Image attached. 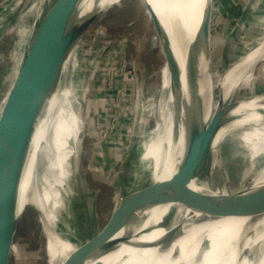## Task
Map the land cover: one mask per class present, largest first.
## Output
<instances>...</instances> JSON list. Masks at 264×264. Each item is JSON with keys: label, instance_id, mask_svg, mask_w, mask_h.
I'll return each mask as SVG.
<instances>
[{"label": "bare ground", "instance_id": "obj_1", "mask_svg": "<svg viewBox=\"0 0 264 264\" xmlns=\"http://www.w3.org/2000/svg\"><path fill=\"white\" fill-rule=\"evenodd\" d=\"M53 2L54 0H39L33 7L36 13L33 30L21 29L20 38L15 42L17 44L3 52V60L13 61L15 70L10 86L3 96L0 112L21 66L25 63L36 28ZM121 2L122 0H80L76 21L88 17L94 21ZM142 2L149 17L152 19L150 12L153 11L160 21L171 42L180 72V84L176 87L179 96L176 97L171 90L169 70L165 64L162 68L160 73L162 95L157 98L159 100L157 117L160 120L151 131V136L143 142V154L140 157V162L148 164L151 181L159 182L174 175L180 165L186 144L185 129L190 126L195 129L196 144L200 143L199 136L206 135L202 130L208 126L206 111L211 82L205 75L206 50L199 30L208 18L210 0H142ZM210 11L211 6L209 13ZM186 28L188 37L182 33ZM190 43L193 44L192 53L197 57L196 100L201 112L198 119H188L186 114L191 107L190 88L187 86L188 50L182 47L183 44ZM251 47L247 53L238 56L232 65L229 67L226 65L220 78L218 105L226 107L230 104L231 108L226 111L209 149L220 151L223 155L221 159L218 157L217 162L213 160L211 163L212 166L221 165L223 172L227 174L222 179L223 187L216 190L212 188L209 180L196 177L192 180L191 189L213 198L244 192H256L255 195L246 205L238 200L233 209L224 216L215 214L211 216L188 206L186 210L180 203L162 204L138 211L136 220L125 225L114 237L118 239V243L103 254L90 256L84 264H211L215 243L217 240L219 242L225 239L226 228L238 238L248 264H264V95L233 101L238 87L247 78L253 77L255 64L264 60V36ZM75 54L76 47H73L71 57L68 56L64 64L65 69L71 67L73 70V66H76ZM78 88L77 82H74L71 88L62 87L60 84L50 96L32 139L19 191L17 216L20 218L28 203L33 204L31 206L37 210L43 224L45 245L49 249V264H63L81 242L83 243L68 226L70 218L67 200L71 193L68 186L66 187L68 184L66 178L72 176L68 169V155L81 144L78 131L73 126L75 116L72 110L75 109L73 98L78 94ZM70 104L73 108H70ZM228 118L234 120L223 125ZM172 127L177 128L173 143ZM50 131L54 136L51 137L52 140L48 137ZM161 138L163 148L160 145ZM45 148L50 150L51 157L46 159L47 167L39 175L35 173V168L39 153L41 155L42 149ZM231 161L244 163L241 167L236 166V169L231 168V173L228 174ZM242 167L244 169L240 170ZM252 173L253 178L248 187L234 192L230 190L228 175L235 180L240 178L237 182L238 188L247 175ZM32 184L33 187L35 185L34 199L32 196L30 199ZM45 253L47 257L46 250Z\"/></svg>", "mask_w": 264, "mask_h": 264}, {"label": "rangeland", "instance_id": "obj_2", "mask_svg": "<svg viewBox=\"0 0 264 264\" xmlns=\"http://www.w3.org/2000/svg\"><path fill=\"white\" fill-rule=\"evenodd\" d=\"M3 1L0 10V106L15 70L13 61L3 60V52L17 44L21 29L33 30L36 21L33 7L39 0ZM208 20L209 36L206 43H202L207 58L205 75L211 82L206 124L210 123L217 108L220 78L226 65H232L238 56L247 53L264 36V0H210ZM75 47L76 66L73 70L71 67L67 69L61 85L66 88H71L74 82L79 85L78 94L73 98L75 109L72 110L75 116L73 126L81 144L68 155V169L72 176L66 178V187L71 193L67 200L68 226L81 242L100 229L129 187L136 190L151 181L148 173L138 175L135 164L140 163L143 142L151 136L160 120L157 98L162 95L160 73L165 60L159 37L142 0H122L98 16ZM255 67L253 77L238 87L233 101L264 94V60ZM233 120L228 118L223 125ZM176 131L177 128L172 127V143ZM48 134L49 138H54L51 131ZM221 156L220 151L210 152L202 172L216 190L223 187L222 179L226 176L221 165L212 166L211 163L213 160L217 162ZM50 157V150L42 149L36 174L43 173ZM242 163L231 161L228 174L231 168L241 167ZM230 177L228 175V186L234 192L248 187L253 173L247 175L238 188L240 178ZM191 185L192 181L190 188ZM31 196L32 199L36 197L33 184L30 199ZM31 205H26L18 220L9 264L50 263L43 224ZM180 205L187 210L186 205ZM215 244L211 264H248L243 247L229 228L225 230V239L217 240Z\"/></svg>", "mask_w": 264, "mask_h": 264}, {"label": "water", "instance_id": "obj_3", "mask_svg": "<svg viewBox=\"0 0 264 264\" xmlns=\"http://www.w3.org/2000/svg\"><path fill=\"white\" fill-rule=\"evenodd\" d=\"M79 1L54 0L45 12L36 28L25 63L21 66L0 112V264H9L10 261L11 248L19 220L17 207L21 179L37 124L50 96L54 94L57 86L62 84V79L68 69L64 68V64L68 56L71 57V50L93 21L90 17L76 21ZM3 4L4 1L0 0V10ZM153 13L151 11L150 16L159 37L164 64L169 70L171 90L177 97L176 87L180 84L179 68L171 42ZM208 22L207 18L199 30L202 43H206L209 36ZM187 30L186 28L182 32L186 37H188ZM192 46L193 44L190 43L189 45L183 44L182 47L188 50L187 86L190 88L191 107L186 114L188 119H198L201 112L196 100L198 92L197 57L192 53ZM229 108L231 107L217 105L210 124L202 130V133L206 135L198 137L199 144L195 141V129L191 126L187 127L184 153L175 174L167 180L150 181L136 190L128 188L127 194L123 195L113 206L100 229L83 240V243L81 242V245L67 257L63 264H84L90 256H97L111 249L119 242L118 239H114L116 234L125 225L136 220V212L144 209L168 203H182L211 216L213 214L224 216L233 209L238 200L246 205L256 192L233 193L213 198L189 187L190 182L196 177L209 180L202 176L209 154L212 152L209 146ZM160 141L163 148V139L161 138ZM135 166L139 176L147 173L150 176L147 163L140 162ZM243 169L244 167L241 170ZM223 174L227 176L226 173L223 172Z\"/></svg>", "mask_w": 264, "mask_h": 264}]
</instances>
